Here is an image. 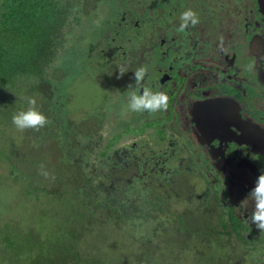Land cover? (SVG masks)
Listing matches in <instances>:
<instances>
[{
    "label": "flooded vegetation",
    "instance_id": "af4514ba",
    "mask_svg": "<svg viewBox=\"0 0 264 264\" xmlns=\"http://www.w3.org/2000/svg\"><path fill=\"white\" fill-rule=\"evenodd\" d=\"M129 3V17L136 18L130 52L109 51L105 39L103 71L96 69L108 86L128 87L143 66L147 73L137 93L148 87L169 97L167 110L143 112L154 135L149 140L179 152L174 168L160 161L153 166L169 172L168 185L163 182L170 191L169 240L175 235L182 245L201 247L208 243L202 235L217 234L234 261L250 264L252 256L264 257V232L250 221L254 203L248 199L264 171V0ZM187 9L200 22L193 27L189 21L181 32Z\"/></svg>",
    "mask_w": 264,
    "mask_h": 264
},
{
    "label": "rangeland",
    "instance_id": "374dc122",
    "mask_svg": "<svg viewBox=\"0 0 264 264\" xmlns=\"http://www.w3.org/2000/svg\"><path fill=\"white\" fill-rule=\"evenodd\" d=\"M65 1L72 6L73 12L67 43L57 63L48 70L46 81L33 83L31 79H25L18 82L9 98L7 96V102H2L5 104L0 118V264H15L3 257L2 235L6 233L12 232L25 241L37 239L36 252L43 241L45 254H48L57 247L59 240L72 238L83 231L86 252L102 250L110 256L115 254L116 260L121 258L120 255L128 257L127 260L134 255L131 263L135 264H197L198 255L194 252L191 255L192 249L182 245L175 235L173 241L165 234L164 238L156 235L152 239V224L148 221L132 220L114 226L99 223L100 226L89 228L86 217L78 216L77 211L72 212L67 222L71 211H64L58 202L43 196L46 195L44 192L51 193L59 186L64 197L76 192L77 188L83 187L81 181L94 173L92 170L95 171L93 175L99 173V180L103 181L102 177L108 174L113 164H137L135 171L138 175L146 174L147 179L152 177L156 182L168 185L169 172L153 169V166L160 161L170 170L180 161L174 146L149 140L154 135L148 130L151 125L143 122V113L128 109L130 94L137 92L135 76L128 87L108 86L107 76L92 70L98 67L103 71L99 66L104 63L100 50L105 39L111 41L109 51L123 56L126 50L129 54L132 46L129 38L136 33L133 26L136 18L129 17L133 13L131 0ZM147 1L132 0L133 4L140 6ZM125 11L128 16L124 18ZM75 12L77 19L74 18ZM110 75L114 78L113 74ZM34 86L36 91L33 94ZM28 97L36 99L37 106L50 123L38 131L27 129L21 132L13 125L12 117L27 108ZM86 121L96 123L92 135L82 132L87 127L84 125ZM65 141L78 149L79 157L75 160L68 154L72 145L65 146ZM107 143L115 145L105 156L99 155ZM116 158L121 160L117 162ZM76 160L81 161L82 168H70L68 164L74 166ZM41 165L50 173L48 178L40 174ZM75 175L78 180L72 179L70 183L74 188L62 184L66 178L70 181ZM145 181L137 177L132 178V184L117 185L113 192L117 205L138 198L139 195L133 196L132 191H144ZM196 183L203 186L199 180ZM23 187L32 192L35 190L37 197L28 194ZM40 188L43 192L37 193L36 189ZM55 199L58 198L55 196ZM99 217L106 222L104 217ZM143 222L147 224L142 225ZM232 245H235L234 240ZM32 246L27 242V248ZM181 246L184 249L181 250ZM216 253L211 255L217 259L214 263L220 264ZM235 264H242V261H235ZM250 264H264V257L256 254L250 258Z\"/></svg>",
    "mask_w": 264,
    "mask_h": 264
},
{
    "label": "trees",
    "instance_id": "16d2710c",
    "mask_svg": "<svg viewBox=\"0 0 264 264\" xmlns=\"http://www.w3.org/2000/svg\"><path fill=\"white\" fill-rule=\"evenodd\" d=\"M71 11L72 6L65 0L0 1V118L5 104L2 102H7V96L9 98L18 82L25 79H31L33 83L37 80L46 81L44 79L47 77L48 70L57 63L60 53L67 43L68 25L73 14ZM76 15L75 12L74 18L77 19ZM92 70L94 72L98 71L96 68ZM35 91L34 86L31 92L34 94ZM54 110L59 112L58 109ZM84 125L87 127H84L82 132L92 135L96 123L86 121ZM70 145L72 144L66 142L65 146ZM97 145L99 144L97 143ZM114 145L105 144L103 151L98 154L105 156ZM72 148L75 147L72 145L68 154L75 160L79 157L78 149ZM120 160L119 158L115 159L117 162ZM68 165L70 168H82L80 160L74 166H71L70 163ZM135 167L138 166L133 163L121 166L113 164L108 174L102 177L103 181L99 180L100 174L93 175L95 171L92 170L94 172L93 176H86L88 178L81 181L83 187L77 188L76 192L74 191L64 197L59 186L54 188L51 193L44 192L46 195L43 196L58 202L57 204L64 211H71L67 222H69L73 211H77L78 216L86 217L89 228L100 226L99 223L101 225L105 223L112 224L113 226L121 223L125 225L129 221L142 219L152 224L150 233L152 239L156 235L164 238V234L169 239L168 228H166L169 220V216L166 214L171 211L166 200V194L170 192L169 188L162 182H156L152 177L147 179L146 174L138 175ZM137 177L141 180L146 179L144 191L137 190L134 193L133 190L132 195H139L138 198L117 205L118 203L113 197L116 186L124 183L132 184V178L137 179ZM72 179H77V176L75 175L74 178L72 176L70 181L66 178L62 184L74 188V185L70 184ZM23 188L28 194L36 196L34 189L32 192L29 188ZM36 192L41 193L43 190L41 188L36 189ZM55 196L58 199H55ZM69 203H72V205ZM99 216L104 217L106 222ZM176 217L179 222H182L180 215L176 214ZM146 224L143 222L142 225ZM83 233L74 234L72 238L68 237L66 240H59L57 247L45 254L43 241L36 252L34 245L37 239L25 241L24 238L9 232L4 236L2 235V241L5 245L2 251L4 252L3 257L15 262V264H135L131 263L135 258L134 255L129 260H127L128 257L124 258L125 256L120 255L121 258L116 260L115 254H113V257L110 256V253L102 250H93V253L86 252L84 250L86 240L83 238ZM187 236L191 237V235ZM202 236L208 238V243L201 244V247L199 244H188L189 249H192L191 255L193 252L198 255L197 264H215L214 262L217 259L214 257L215 255L211 254L216 252L220 264L236 261H234L235 254H232L234 251H226L223 247L220 235L204 234ZM27 242L33 245L30 249L27 248ZM182 249H184V246Z\"/></svg>",
    "mask_w": 264,
    "mask_h": 264
},
{
    "label": "clouds",
    "instance_id": "9594fccd",
    "mask_svg": "<svg viewBox=\"0 0 264 264\" xmlns=\"http://www.w3.org/2000/svg\"><path fill=\"white\" fill-rule=\"evenodd\" d=\"M180 19L182 21L179 31L183 32L191 25L196 26L200 20L198 14L192 9H187L181 13ZM126 71L121 67L120 74ZM147 73L145 67H141L135 72V80L137 86H140V82L144 79ZM27 108L16 112L12 117V123L18 131H25L27 129L39 130L45 127L50 121L37 106V101L34 97H28ZM169 97L166 93L160 91H153L148 87H144L143 94L140 95L137 92L130 94V102L128 103V109L132 112L143 113L145 110L149 113H155L158 111H165L168 107ZM40 174L45 178L50 176V173L44 170V165H41ZM248 199H251L254 203V209L250 217V221L257 225L262 232H264V171L257 177L255 181V187L250 191Z\"/></svg>",
    "mask_w": 264,
    "mask_h": 264
}]
</instances>
